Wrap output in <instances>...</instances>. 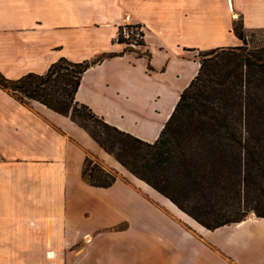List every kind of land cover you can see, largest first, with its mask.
I'll use <instances>...</instances> for the list:
<instances>
[{
	"label": "crops",
	"instance_id": "0c3cea01",
	"mask_svg": "<svg viewBox=\"0 0 264 264\" xmlns=\"http://www.w3.org/2000/svg\"><path fill=\"white\" fill-rule=\"evenodd\" d=\"M237 21L264 28V0H0V72L97 61L76 100L152 142L199 71L196 53L242 43ZM125 22L146 24L142 53L115 41ZM90 152L129 179L91 185ZM148 186L70 116L0 88V264H147L149 248L156 264H264V217L209 229L152 187L158 207Z\"/></svg>",
	"mask_w": 264,
	"mask_h": 264
},
{
	"label": "trees",
	"instance_id": "16d2710c",
	"mask_svg": "<svg viewBox=\"0 0 264 264\" xmlns=\"http://www.w3.org/2000/svg\"><path fill=\"white\" fill-rule=\"evenodd\" d=\"M233 29L242 43L199 50L198 73L152 142L76 100L84 72L97 61L61 57L45 73L17 79L0 72V88L70 116L130 173L209 229L240 222L250 212L264 217V28L247 30L237 21ZM81 109L87 112L78 114ZM81 116L102 124L105 137L80 123ZM83 176L99 187L117 180L90 155Z\"/></svg>",
	"mask_w": 264,
	"mask_h": 264
},
{
	"label": "built area",
	"instance_id": "2783aa9c",
	"mask_svg": "<svg viewBox=\"0 0 264 264\" xmlns=\"http://www.w3.org/2000/svg\"><path fill=\"white\" fill-rule=\"evenodd\" d=\"M147 26L141 22H125L118 27L115 41L129 51L142 53L146 46Z\"/></svg>",
	"mask_w": 264,
	"mask_h": 264
},
{
	"label": "rangeland",
	"instance_id": "374dc122",
	"mask_svg": "<svg viewBox=\"0 0 264 264\" xmlns=\"http://www.w3.org/2000/svg\"><path fill=\"white\" fill-rule=\"evenodd\" d=\"M199 52H197L196 54H198ZM32 101V100H31ZM87 110H84V109H81V112H78V114H84L86 113ZM78 121L84 125H86L90 130L96 132L97 134H101L103 137H105L106 133H105V128L102 126V124H100L97 120H94L93 118H84V116H81V117H78L77 118ZM85 129V128H84ZM86 130V129H85ZM89 155L92 157V159H94L95 161H97L100 165H102L103 167H105L107 170H110V171H113L116 173L117 175V178L120 177V178H124V179H129L127 177L128 173L124 170L125 173H121L120 171L116 170L115 168L113 167H110L105 161H103L95 152H90ZM114 156V155H113ZM148 190V194H149V200H153V203L156 204L158 207H159V195H157V193H154L152 187L150 188L149 186L147 187ZM154 194V195H153ZM159 194V193H158ZM153 196V197H152ZM186 213V212H185ZM251 213H255V212H251ZM256 214V213H255ZM90 238V237H88ZM151 241L153 242L154 244V240L151 239ZM157 242V241H156ZM153 249L156 251V245L154 244L153 245ZM150 248H149V256L148 258H153V259H150L149 262L147 264H156L157 263V259L155 258L154 260V257H151L153 256L150 252ZM135 251V250H134Z\"/></svg>",
	"mask_w": 264,
	"mask_h": 264
},
{
	"label": "water",
	"instance_id": "95a60500",
	"mask_svg": "<svg viewBox=\"0 0 264 264\" xmlns=\"http://www.w3.org/2000/svg\"><path fill=\"white\" fill-rule=\"evenodd\" d=\"M254 216H255V213H251V212H250L249 214L246 215V217H245L244 219H247V218H249V217H254ZM244 219H243V220H244Z\"/></svg>",
	"mask_w": 264,
	"mask_h": 264
},
{
	"label": "bare ground",
	"instance_id": "6f19581e",
	"mask_svg": "<svg viewBox=\"0 0 264 264\" xmlns=\"http://www.w3.org/2000/svg\"><path fill=\"white\" fill-rule=\"evenodd\" d=\"M51 255V254H50Z\"/></svg>",
	"mask_w": 264,
	"mask_h": 264
}]
</instances>
